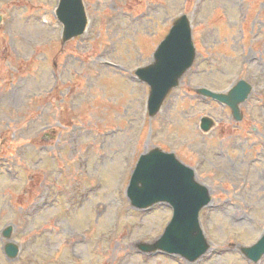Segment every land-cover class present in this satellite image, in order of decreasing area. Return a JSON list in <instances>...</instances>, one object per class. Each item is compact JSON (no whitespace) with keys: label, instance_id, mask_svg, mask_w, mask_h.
Listing matches in <instances>:
<instances>
[{"label":"rangeland","instance_id":"1","mask_svg":"<svg viewBox=\"0 0 264 264\" xmlns=\"http://www.w3.org/2000/svg\"><path fill=\"white\" fill-rule=\"evenodd\" d=\"M58 1L0 0V264H264L240 249L264 231V0H83L87 28L65 43ZM180 14L196 58L150 117L134 68ZM239 79L253 87L239 121L195 91ZM203 116L215 122L208 132ZM154 147L208 187L200 224L210 248L194 263L135 245L157 239L172 214L126 196L140 154Z\"/></svg>","mask_w":264,"mask_h":264},{"label":"water","instance_id":"2","mask_svg":"<svg viewBox=\"0 0 264 264\" xmlns=\"http://www.w3.org/2000/svg\"><path fill=\"white\" fill-rule=\"evenodd\" d=\"M57 17L63 23V39L80 35L87 22L82 0H60ZM195 48L191 28L185 15L177 18L169 33L153 54V62L139 68L136 74L150 86L148 110L156 114L171 88L179 84L184 72L192 65ZM251 86L239 81L227 94L214 93L205 88L198 89L203 95L226 103L232 108L235 119L241 114L239 103L245 100ZM213 125L209 117L201 118V128L207 131ZM131 204L144 208L156 202L165 201L173 206L172 220L162 236L153 244L139 243L144 251L162 249L178 253L189 261L196 260L208 248L199 226V210L210 201L207 188L194 179L193 170L181 163L173 153L153 148L142 154L132 174L127 190ZM11 226L3 235L9 238ZM243 253L257 261L264 254V235L251 247H243ZM18 247L12 242L5 244V253L14 258Z\"/></svg>","mask_w":264,"mask_h":264},{"label":"bare ground","instance_id":"3","mask_svg":"<svg viewBox=\"0 0 264 264\" xmlns=\"http://www.w3.org/2000/svg\"><path fill=\"white\" fill-rule=\"evenodd\" d=\"M12 49V48H11ZM12 51L14 52V50L12 49ZM236 217V216H235ZM72 237L75 238V240H78L79 242L78 243H82L85 241V237L81 236L80 233L78 232H74L71 234Z\"/></svg>","mask_w":264,"mask_h":264}]
</instances>
